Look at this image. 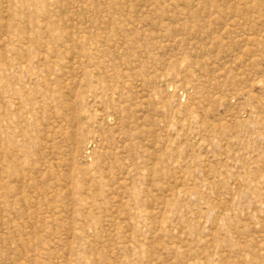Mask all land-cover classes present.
Segmentation results:
<instances>
[{
  "label": "rangeland",
  "instance_id": "rangeland-1",
  "mask_svg": "<svg viewBox=\"0 0 264 264\" xmlns=\"http://www.w3.org/2000/svg\"><path fill=\"white\" fill-rule=\"evenodd\" d=\"M0 264H264V0H0Z\"/></svg>",
  "mask_w": 264,
  "mask_h": 264
}]
</instances>
